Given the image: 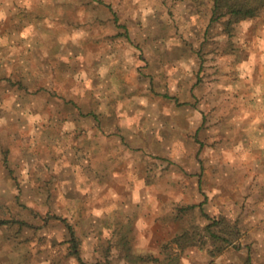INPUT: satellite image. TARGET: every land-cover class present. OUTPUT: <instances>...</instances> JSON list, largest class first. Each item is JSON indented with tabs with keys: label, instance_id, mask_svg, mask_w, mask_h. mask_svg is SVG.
Here are the masks:
<instances>
[{
	"label": "rangeland",
	"instance_id": "374dc122",
	"mask_svg": "<svg viewBox=\"0 0 264 264\" xmlns=\"http://www.w3.org/2000/svg\"><path fill=\"white\" fill-rule=\"evenodd\" d=\"M103 1L0 0V264H264V9Z\"/></svg>",
	"mask_w": 264,
	"mask_h": 264
},
{
	"label": "trees",
	"instance_id": "16d2710c",
	"mask_svg": "<svg viewBox=\"0 0 264 264\" xmlns=\"http://www.w3.org/2000/svg\"><path fill=\"white\" fill-rule=\"evenodd\" d=\"M98 1L102 4L105 3L103 0ZM263 9L264 0H214L211 22L223 19L226 28L230 30L234 23L247 18H253L260 14ZM193 206L194 205H191L190 207ZM207 217L210 219V222L205 224L201 229L204 231V234L214 243H220L226 246L232 244L238 233L237 226L228 221L224 216ZM9 221L10 219L0 218V225L9 223ZM198 229L196 231L200 233ZM71 233L70 250L77 255L79 264H89L81 258L79 242L75 237L73 229ZM195 239L193 232L191 233L189 229H186L182 233L177 234L174 241L180 244L184 241L193 243Z\"/></svg>",
	"mask_w": 264,
	"mask_h": 264
},
{
	"label": "clouds",
	"instance_id": "9594fccd",
	"mask_svg": "<svg viewBox=\"0 0 264 264\" xmlns=\"http://www.w3.org/2000/svg\"><path fill=\"white\" fill-rule=\"evenodd\" d=\"M29 0H25V3H28ZM4 19V13L3 12H0V20ZM0 123H3L2 120H0Z\"/></svg>",
	"mask_w": 264,
	"mask_h": 264
}]
</instances>
